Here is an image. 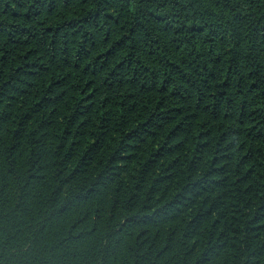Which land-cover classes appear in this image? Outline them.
<instances>
[{
	"label": "trees",
	"instance_id": "16d2710c",
	"mask_svg": "<svg viewBox=\"0 0 264 264\" xmlns=\"http://www.w3.org/2000/svg\"><path fill=\"white\" fill-rule=\"evenodd\" d=\"M0 264H264V0H0Z\"/></svg>",
	"mask_w": 264,
	"mask_h": 264
}]
</instances>
